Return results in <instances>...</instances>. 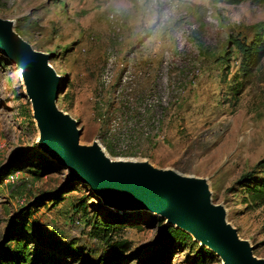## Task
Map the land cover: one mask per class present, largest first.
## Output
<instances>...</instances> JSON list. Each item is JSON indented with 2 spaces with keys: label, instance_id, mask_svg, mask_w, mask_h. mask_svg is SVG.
I'll use <instances>...</instances> for the list:
<instances>
[{
  "label": "rangeland",
  "instance_id": "rangeland-1",
  "mask_svg": "<svg viewBox=\"0 0 264 264\" xmlns=\"http://www.w3.org/2000/svg\"><path fill=\"white\" fill-rule=\"evenodd\" d=\"M0 18L59 76L55 105L78 142L202 178L238 236L264 258V4L249 0H0ZM241 46V47H239ZM20 68L0 56V241L10 219L55 263L220 264L164 218L105 203L37 146ZM17 169V170H16ZM17 172L7 181L3 172ZM176 228V229H175ZM119 243V247H114Z\"/></svg>",
  "mask_w": 264,
  "mask_h": 264
},
{
  "label": "water",
  "instance_id": "water-1",
  "mask_svg": "<svg viewBox=\"0 0 264 264\" xmlns=\"http://www.w3.org/2000/svg\"><path fill=\"white\" fill-rule=\"evenodd\" d=\"M0 56L21 68L38 143L66 170L67 179L87 185L105 203L152 212L171 226L175 222L174 227L211 250L220 264H264L226 223L224 209L211 201L204 179L157 169L146 161H109L96 141L80 145L76 121L55 105L60 78L47 65L51 55L33 49L13 30L12 21L2 18Z\"/></svg>",
  "mask_w": 264,
  "mask_h": 264
},
{
  "label": "trees",
  "instance_id": "trees-1",
  "mask_svg": "<svg viewBox=\"0 0 264 264\" xmlns=\"http://www.w3.org/2000/svg\"><path fill=\"white\" fill-rule=\"evenodd\" d=\"M213 2H222L225 4H238L244 0H212ZM254 5L264 4V0H249ZM241 47V46H239ZM264 49V40L258 39L257 43H253L249 51L242 48L244 60L247 63L257 60ZM17 170V169H16ZM5 173V176L8 172ZM245 200L254 206L264 205V182L254 181L253 183H247L245 188ZM176 229V228H175ZM24 232L33 233L29 224L24 221H18L15 219L9 220L8 232L0 241V264H52L55 261L40 251L39 249L31 246L27 240L22 237ZM119 243H116L114 247H119ZM119 250L114 248V252ZM118 253H113L109 257L100 258L96 264H116L114 259Z\"/></svg>",
  "mask_w": 264,
  "mask_h": 264
},
{
  "label": "bare ground",
  "instance_id": "bare-ground-1",
  "mask_svg": "<svg viewBox=\"0 0 264 264\" xmlns=\"http://www.w3.org/2000/svg\"><path fill=\"white\" fill-rule=\"evenodd\" d=\"M47 65L53 70V68H52V66L47 62ZM19 76H20V78H21V76H22V73H21V68H20V72H19ZM62 111V110H61ZM62 113L63 114H65V115H68L66 112H64V111H62ZM70 117V116H69ZM71 119H73L72 117H70ZM76 129H77V127H76ZM38 138H39V133H38V135H37V139H36V143H37V146H38V148L40 149V150H42L44 153H46L47 154V156H49V158H51V155L43 148V146H41V145H39V143H38ZM79 143V142H78ZM80 145H84V146H88V145H86V144H82V143H79ZM92 144V143H91ZM91 144H89V145H91ZM99 146V145H98ZM99 148H100V151H101V153H102V155L105 157V158H107L109 161H112V162H116V161H122V162H131V163H142V162H145V160H142V159H136V158H112V157H110V156H108L107 154H106V152L104 151V149L102 148V147H100L99 146ZM171 170V169H170ZM172 171H174V170H172ZM174 172H176V171H174ZM177 174H179V175H181V176H186V175H183V174H180V173H178V172H176ZM120 207H122V206H120ZM125 207H127V206H125ZM225 221H226V219H225ZM226 223H228L227 221H226ZM177 224L174 222L173 223V227L174 226H176ZM232 228V227H231ZM237 236H238V234H237ZM239 237V236H238ZM239 239H241V240H244V239H242V238H240L239 237ZM244 241H246V240H244ZM247 243H248V241H246ZM249 244V243H248ZM249 246H251L250 244H249ZM253 254V253H252ZM253 256L256 258V259H261L260 257H257V256H255L254 254H253Z\"/></svg>",
  "mask_w": 264,
  "mask_h": 264
},
{
  "label": "built area",
  "instance_id": "built-area-1",
  "mask_svg": "<svg viewBox=\"0 0 264 264\" xmlns=\"http://www.w3.org/2000/svg\"><path fill=\"white\" fill-rule=\"evenodd\" d=\"M17 172H18V171L8 173V174H7V177H6V180H7V181H11L14 177L16 178V176H17Z\"/></svg>",
  "mask_w": 264,
  "mask_h": 264
}]
</instances>
